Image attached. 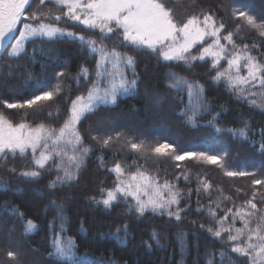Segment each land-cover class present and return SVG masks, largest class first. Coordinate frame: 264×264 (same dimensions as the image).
Instances as JSON below:
<instances>
[{
	"label": "trees",
	"instance_id": "trees-1",
	"mask_svg": "<svg viewBox=\"0 0 264 264\" xmlns=\"http://www.w3.org/2000/svg\"><path fill=\"white\" fill-rule=\"evenodd\" d=\"M231 1L192 0L189 6H185L186 2L183 1L179 2V6L184 4L181 6L182 10H191L195 6L196 9L214 15L218 22L222 20L225 29L221 35L233 32V39L238 46L249 45L252 55L264 60V44L259 40L262 37L254 31L246 34L237 30V25L242 24L227 20L225 13L230 8ZM239 2L241 4V0ZM49 22L55 23L54 20ZM57 26L98 40L96 31L93 33L66 17ZM104 43L112 47L111 41L106 40ZM24 47L22 58H9L7 53L0 58V100L24 102L43 93L56 86L55 74L58 71L66 72L65 77L59 78L63 91L52 101H40L32 109L3 110L14 122L24 119L33 125L44 122L59 127L67 116L70 100L81 94L85 87L83 79H80L78 86L73 77L82 67L94 72L96 58L81 48L78 41L68 37L55 42L35 37L28 40ZM199 47L197 45L192 50L193 53ZM119 50L135 57L137 86L131 94L118 96L115 105L101 106L78 125L85 146L92 148L78 182L70 187L51 190L47 188V184L55 178V171L44 172L38 181L20 177V171L31 166L30 154L27 158L17 156L14 162L9 161L8 167H16V172L0 167V224L4 227L0 239V257L15 252L14 247L9 248L6 244V233L11 234V244L14 243L15 237H22L21 221L32 219L37 229L24 237V245L33 257L38 255V260L45 264H57L49 253L52 251L54 231L59 232L61 223L65 229L62 235L74 241L78 256L100 263L220 264L219 253L224 251L233 257V264H247L246 258L231 253L232 242L227 241V233L217 238L200 225L212 223L215 227L208 215L210 205L215 209L217 217H223L228 209L239 208L252 199L253 193L256 194L254 202L257 205L264 201V185H253L254 180H264V151L260 148V144L264 143V111L239 99L223 80L215 82V70L211 68L209 59L196 61L189 69L183 62H166L157 53L148 50L138 53L130 52L127 48ZM17 63L25 67L17 68ZM221 65L226 68V61H221ZM126 70L127 77L132 79V70ZM27 72L32 74L30 79ZM170 72L201 84L204 89L202 101L209 105L210 110L201 112L193 122L182 117L180 113L189 106H196L198 101L193 97L190 105L186 89L178 94L175 89L167 86ZM241 74H246V70L242 68ZM89 79L93 77L90 76ZM156 94L162 97L160 107L153 105L151 99ZM169 107L173 108L170 116H167L164 113ZM48 112L52 113V117L48 116ZM217 113L219 115L214 123L222 129L220 132H215V127L208 123ZM245 122L248 124L247 139L233 136L228 131L240 129ZM192 124H197V128H193ZM126 127L131 130H127L123 136L137 141L156 140L161 144L168 143L176 149L177 154L198 152L199 149L210 155L219 152L217 155L223 156L227 153L221 161L223 167L192 159L179 163L169 164L163 161L150 164L152 168L148 172L153 174L152 170L157 169L158 172L153 175H158L161 183L167 179L181 191L184 198L180 201V207L186 209L181 212V220L151 211L140 216L129 211L130 206L134 207L131 198L128 202L121 200L109 209L96 205L91 199L93 196L97 200L101 198V187H112L115 174L108 169L116 162L121 163L126 171H135L136 165L144 169L149 167L133 152L124 148H102L92 139L93 136L104 137L106 134L115 137L117 133H123ZM192 145L198 150L192 149ZM101 156L104 160L103 167L98 159ZM227 170L245 171L250 175L229 177L224 174ZM200 180H206L212 186L208 192L203 191L199 185ZM197 201L200 204L199 211ZM216 204L220 207L216 208ZM13 208L22 212L24 219L13 215ZM125 225L127 235L123 231ZM117 229L121 231L118 233ZM153 233H156L157 239L152 238ZM0 264L5 263L0 260ZM225 264H228L227 259Z\"/></svg>",
	"mask_w": 264,
	"mask_h": 264
},
{
	"label": "snow or ice",
	"instance_id": "snow-or-ice-1",
	"mask_svg": "<svg viewBox=\"0 0 264 264\" xmlns=\"http://www.w3.org/2000/svg\"><path fill=\"white\" fill-rule=\"evenodd\" d=\"M176 7L173 0H0V52L6 51L9 58H22L25 41L33 37L50 42L68 37L78 41L81 48L96 58L94 72L82 67L73 77L78 86L80 79L85 81L86 94L81 93L70 100L67 116L59 127L44 122L33 125L24 119L14 122L3 109H32L40 101H52L63 91L59 78L66 76L65 71L55 74V87L31 99L24 102L0 100V167L7 168L9 172H16V167H8L9 161L14 162L17 156L27 158L30 154L31 166L20 171V177L38 181L44 172L55 171V178L47 184V188L51 190L63 186L70 187L78 182L85 160L92 152L91 146H85L78 125L88 114L95 113L101 106L115 105L118 96L131 94L137 86L135 57L129 52L120 51L121 48L136 53L148 50L157 53L166 62H183L189 69L194 62L208 58L211 68L215 70V82L223 80L227 88L239 99L264 111V60L252 55L249 45L238 46L233 39V32L221 35L225 24L222 20L218 22L214 15L200 12L180 20ZM232 16L243 21V25H237V29L246 26L264 37V21L258 22L247 7L234 5ZM63 17L78 22L93 33L98 30L99 40L91 36L77 35L57 26ZM29 19L36 23H27ZM22 20L25 21L23 30L19 31L16 37L14 34L17 32V25ZM53 20L55 23L49 22ZM12 40L15 42L10 44L9 51V42ZM106 40L111 41L112 47L104 43ZM222 40L226 43H221ZM197 45L200 47L193 53L192 50ZM221 61H226V68L221 65ZM19 67L25 66L17 63V68ZM242 68L246 70V74H241ZM126 69L132 70V79L125 74ZM31 75V72H27L29 79ZM90 76L93 79H89ZM167 86L175 89L178 94L186 89L190 105L193 97L197 99L196 106H189L180 113L189 122L195 121L201 112L210 110L209 105L202 101L204 89L198 82L170 72ZM151 99L156 107L161 106L160 95L156 94ZM218 115L217 113L213 116L208 123L220 132L222 129L214 123ZM48 116L52 117V113L48 112ZM228 131L233 136L248 138L247 122L240 129ZM92 139L102 148L109 147L115 141L120 142L122 147L142 154L162 156L171 150L168 143L150 145L145 140L137 141L121 133H117L115 137L110 134L104 137L93 136ZM260 148L264 151V143L260 144ZM226 155L227 153L222 156L185 152L175 154L174 159H195L223 167L221 161ZM98 159L103 167V157ZM133 163L135 164V161ZM108 170L115 174V181L110 188H100V199L97 200L95 196L91 198L96 205L109 209L121 200L128 202L131 198L134 207L130 206L129 211H134L140 216L151 211L175 217L177 221L181 220V212L186 209L180 207V201L184 197L176 185L167 179L161 183L158 175L151 174L140 165H136L135 171H126L121 163L116 162ZM224 174L229 177L250 175L245 171L230 170ZM184 178L187 180L186 175ZM199 185L204 192H208L212 187L206 180H200ZM253 185H264V180H254ZM199 192L198 186L197 193ZM255 198L256 194L253 193L252 199L247 200L235 211L228 209L223 217H217L215 209L210 205L208 215L215 227L212 223L207 226L201 224L200 227L217 238L227 233V241L232 242L231 253L246 258L247 264H264V209L258 208L254 202ZM52 203L55 205V201ZM215 207L219 208L220 205L216 204ZM199 210L200 204L197 201V211ZM12 214L24 219V214L16 208L12 209ZM229 216L231 222L226 224ZM237 219L241 222V227L235 226ZM35 229L36 223L32 219H26L23 224L24 233H31ZM64 231V225L61 223L59 232L54 231L52 251L49 253L56 258L58 264H100L98 261H89L86 257L77 256L74 241L70 237L64 238ZM120 231L121 229H117L118 233ZM123 231L127 235V225ZM152 238L157 239L156 233H153ZM219 255L220 264H225V259L228 264H233V257L226 252L221 251ZM8 256L15 259L13 252H9Z\"/></svg>",
	"mask_w": 264,
	"mask_h": 264
},
{
	"label": "rangeland",
	"instance_id": "rangeland-1",
	"mask_svg": "<svg viewBox=\"0 0 264 264\" xmlns=\"http://www.w3.org/2000/svg\"><path fill=\"white\" fill-rule=\"evenodd\" d=\"M186 2V5L185 6H189L191 1L192 0H173V3H175L177 5L176 7V12H177V16L180 20H184L187 18V16L191 15V14H199L200 12H206L204 10H201L199 8H195L192 7L190 8L191 10H182L181 9V6L184 5V4H181L179 6V2ZM190 1V2H189ZM189 2V3H187ZM234 5H240V6H245L249 9V11L257 18V21L260 22V21H264V0H241V4L239 2V0H232L231 1V6L228 10H226V13L225 15L227 16V20H231V21H234L236 22L237 24H242L243 25V21H239V20H236L233 16H232V10H233V6ZM34 8H35V5H34ZM33 8V9H34ZM223 14V13H222ZM73 22V21H72ZM30 24H34L36 23L35 21H32V22H29ZM76 24H78V22H75ZM79 25V24H78ZM83 28H85L83 25H79ZM19 29V27H18ZM23 30V29H22ZM21 30V31H22ZM237 30H242L243 32H245L246 34H249L251 33L252 31L256 32L255 30H252V29H248L246 26L245 27H242V29H237ZM19 31L20 30H17V33H16V37H18L19 35ZM258 35L259 33L256 32ZM96 36L98 37V40H99V32L98 30H96ZM222 34V33H221ZM78 35V34H77ZM241 37L243 38L244 36L241 35ZM35 38V37H33ZM37 38V37H36ZM32 38H29L28 40H30ZM26 40L25 43L28 41ZM263 44H264V37H262L261 39H259ZM15 41H13L14 43ZM221 43H226V41H221ZM11 44V43H10ZM9 44V45H10ZM261 46V45H260ZM231 47V46H229ZM8 50L10 51V46L8 47ZM7 53L6 51L4 52V54ZM162 59V58H161ZM208 59V58H206ZM210 60V59H209ZM128 71L125 70V74L127 75ZM83 92L82 93H85V87L83 88L82 90ZM154 96V95H153ZM153 105H154V102H153ZM113 105H108V107H111ZM173 107H169L167 108V110L165 111L164 114H167V116H170V113H171V110H172ZM131 123V122H130ZM166 124V123H165ZM167 126V125H166ZM193 128H197V124H192L191 125ZM169 128V127H167ZM127 130H131L129 129L128 127L125 128V130L123 131V133L121 134H124ZM215 132H216V129L214 128ZM146 143L150 144V145H155V144H161L159 143L158 141L156 140H150V141H146ZM109 147H113L114 149L117 150V148H124L126 149L127 151L129 152H133L131 151L129 148L127 147H122V144L120 142H113L112 144H110ZM192 149H196V146L195 145H192L191 146ZM198 150V149H196ZM189 152V151H188ZM193 152H197V151H193ZM200 149L197 153H200ZM135 154L138 155V157L142 158L143 161H145L146 164H148L149 167H147L145 170L147 171H151L150 168H152L150 166V164H154V163H159V162H163V161H167L169 164L170 163H174V162H183V161H186V160H189V159H185L183 161H176L174 159V155L177 154V151L174 147H171V150L168 152L167 155H153L152 153H147V154H142V153H136V152H133ZM185 152H179V154H183ZM219 153V152H217ZM215 153V154H217ZM192 160H195V159H192ZM195 161H198V162H203V163H207L205 161H200V160H195ZM153 174H156L158 172L157 169H153ZM258 208H262L264 209V201L262 202L261 205H257ZM236 209V208H235ZM235 209H233V211H235ZM227 211H225V214H226ZM224 214V215H225ZM25 220H22L21 221V224H22V237H15V242L11 244V237L9 235H11L10 233H6V237H7V240H6V244L9 248L11 247H14L15 248V259L13 258H10L9 256H3L1 255L0 257V260L2 262H4L5 264H45V263H42L41 261H39L38 259H40L38 257V255H34V257L31 255L30 251L28 250V248L24 245V237H28L29 235H31L33 232L31 233H28V234H25L24 231H23V224H24ZM231 222V216H229V220L226 222L227 223H230ZM235 226H239L241 227V222L239 221V219L236 220V224ZM3 225L0 224V239H1V235L2 233L4 232L3 230ZM64 238H69L67 236H63ZM2 241H5V240H2ZM75 253H76V250H75ZM76 255L78 256V254L76 253ZM53 258V260H55L58 264V261L56 260L55 257L51 256ZM79 257H84V256H79ZM88 259V258H87ZM89 261H91L90 259H88ZM47 264H53L52 262H49ZM100 264H117L115 262H109V263H100Z\"/></svg>",
	"mask_w": 264,
	"mask_h": 264
},
{
	"label": "water",
	"instance_id": "water-1",
	"mask_svg": "<svg viewBox=\"0 0 264 264\" xmlns=\"http://www.w3.org/2000/svg\"><path fill=\"white\" fill-rule=\"evenodd\" d=\"M3 52H0V56L2 55Z\"/></svg>",
	"mask_w": 264,
	"mask_h": 264
}]
</instances>
